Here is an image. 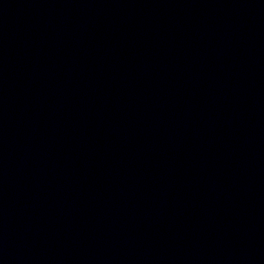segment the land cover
<instances>
[{"label": "water", "instance_id": "1", "mask_svg": "<svg viewBox=\"0 0 264 264\" xmlns=\"http://www.w3.org/2000/svg\"><path fill=\"white\" fill-rule=\"evenodd\" d=\"M0 264H264V0H0Z\"/></svg>", "mask_w": 264, "mask_h": 264}]
</instances>
